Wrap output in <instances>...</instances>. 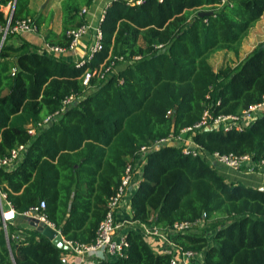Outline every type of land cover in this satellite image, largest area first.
I'll use <instances>...</instances> for the list:
<instances>
[{"label": "trees", "instance_id": "obj_1", "mask_svg": "<svg viewBox=\"0 0 264 264\" xmlns=\"http://www.w3.org/2000/svg\"><path fill=\"white\" fill-rule=\"evenodd\" d=\"M11 2L12 21L31 17L38 30L43 25L45 41L67 46L66 31L86 23L80 11L93 0H61L59 33L49 26L50 15L32 10L29 0H0V5ZM263 13L264 0H111L100 22L101 50L82 65L41 53L25 39L4 45L0 158L17 145L27 148L14 168L0 166V190L16 213L6 234L0 222V264H68L67 250L26 228L19 216L42 200V212L66 239L89 243L127 161L142 145L178 134L204 110L228 115L260 103L264 42L235 66L214 70L209 57L219 50L237 56ZM5 22L0 9V24ZM119 56L125 64L114 74L82 83L85 70ZM72 94L76 101L61 112L62 101ZM187 135L201 145V155L185 154L177 145L146 153L130 199L131 220L168 229L205 213L202 228L169 238L203 251L204 264H264V191L227 181L207 158L213 152L248 154L253 162L264 156V110L241 130ZM16 233L18 239L11 236ZM151 237L130 228L125 256L96 264H169L170 254L156 252Z\"/></svg>", "mask_w": 264, "mask_h": 264}, {"label": "built area", "instance_id": "obj_2", "mask_svg": "<svg viewBox=\"0 0 264 264\" xmlns=\"http://www.w3.org/2000/svg\"><path fill=\"white\" fill-rule=\"evenodd\" d=\"M130 3H140L142 0H129ZM2 5L0 9L3 10ZM14 2L6 5V22L0 24V49L6 44H18L23 39L21 36L24 34H36L39 32L36 23L31 17L20 18L12 21ZM89 6L81 8L80 14L85 16ZM105 9L99 18L97 25L92 26L86 21V23L70 28L66 31V36L70 38L67 46L52 44L44 40L42 47L37 49L41 53H45L50 56L61 57L67 52L73 50L79 43L80 39L90 32V41L87 46V53L82 59L77 61V65H82L86 60H89L94 53L101 50V31L100 22L103 19ZM139 56H134L133 59H138ZM124 61L122 56L111 60L106 65H100L99 68L93 70H85L82 76V83L87 85L91 77L107 78L114 74L117 62ZM15 67L11 69V73L14 74ZM75 95H69L62 101V107L60 111H64L70 104L76 101ZM264 110V95H262V101L257 104L250 105L248 108L243 109L240 113L217 115L213 116L208 110H204L201 118L192 126L185 127L180 130L178 134L170 133L164 137H161L147 145H142L139 150L133 155L126 163L119 183L114 190V193L108 198L106 203V212L104 217L99 222L96 229L94 239L89 243H80L73 240L66 239L56 226L47 220L42 209L45 206L44 201H40L38 205L31 207L24 213L26 216H34L42 223L50 226L60 234V238L64 245L68 246L67 252L75 255L83 260L85 257H95L100 260H114L116 258L125 256V249L128 245L127 231L130 228L139 230L145 236H154L158 238L165 246L169 254V264H200L199 252L187 249L176 243L169 238V233H179L188 230L198 229L204 225L206 214L203 213L201 217L194 220L176 221L168 229H162L160 227L151 225L146 226L142 223L131 220V206L130 199L138 187L139 182L142 179V168L145 162V155L148 151L160 148L164 145H177L182 147V151L185 154L192 156H198L202 154V147L191 137L187 135V132L193 130H222L228 131L230 129L241 130L248 126L256 116ZM50 117H46L43 123H46ZM28 133L30 135L35 134V127L29 126ZM27 144H20L12 148L9 153L0 158V166L7 168H14L23 158ZM207 158L214 164H219L227 168L239 171L245 169L248 171H256L264 175V156L258 161L253 162L251 156L248 154L236 155L233 153L220 154L213 152L208 155ZM243 166H246L243 168ZM127 209V213L130 214V219H123L121 216L122 210ZM16 218V213L11 204L6 200L5 193L0 190V222L1 228L7 233L6 229L9 223ZM29 226V225H28ZM13 238L18 239L19 233L12 234ZM204 264V261H203Z\"/></svg>", "mask_w": 264, "mask_h": 264}, {"label": "crops", "instance_id": "obj_3", "mask_svg": "<svg viewBox=\"0 0 264 264\" xmlns=\"http://www.w3.org/2000/svg\"><path fill=\"white\" fill-rule=\"evenodd\" d=\"M35 1L36 0H29V7L32 10L40 11V13H42L46 17H48L51 13H53V17H52V19H53L55 17V14H56L54 9L56 8L57 10H60L61 0H48L49 5H48V8L46 10L44 7H42L46 0H41L39 10L33 8V5H35ZM110 1L111 0H93V2L88 7V9L85 13V16H84L86 21L88 23H90V25H92V26L97 25L99 18L102 14V11L110 4ZM3 10H4V12H6V10H7L6 6L3 7ZM59 12H60V17H61V11H59ZM49 26L56 33H59L61 30V24H60L59 29L54 28L52 23H50ZM43 31H44V27H43V25H41L39 32H37L36 34H24L21 37L23 39L31 42L34 46H38L39 48H41L42 44L44 43ZM254 32H255V29H253V27H251V29L249 30V33L254 36ZM89 41H90V32H88L86 35H84L80 39L78 45L73 50L67 52L62 57L66 60H72V61L82 59L83 57H85V55L87 53V46L89 44ZM244 45L245 44L243 41V43L241 44L240 50H239L240 54L243 53ZM248 52H244V55L239 60H242ZM231 53H232L231 51H228L229 56ZM239 53H238V55H239ZM217 166H218L217 167L218 173L221 176H223L227 181H231V182L240 181L244 184L255 186L258 188L264 187V175L261 173H258L256 171H248L245 169L235 171L233 169L227 168V167L219 165V164H217ZM121 216L123 219H126V220L130 219V214L127 213V209L122 210ZM17 221L22 223L26 228L28 227V224L23 223L22 221H20V219H18ZM151 244H152V247L154 248V250L156 252L167 251L166 246L158 238H155L154 236L151 237ZM198 255L200 257L199 259L203 258V251H201ZM63 257H64V260L68 264H96L98 262V259H96L95 257H85L83 260H81L80 258H78L75 255L70 254L68 252L65 253L63 255ZM200 264H203V261L200 260Z\"/></svg>", "mask_w": 264, "mask_h": 264}, {"label": "rangeland", "instance_id": "obj_4", "mask_svg": "<svg viewBox=\"0 0 264 264\" xmlns=\"http://www.w3.org/2000/svg\"><path fill=\"white\" fill-rule=\"evenodd\" d=\"M40 2H41V0H36L35 5H33V8L39 10L40 9ZM48 5H49L48 0H46L42 7H44L46 10L48 8ZM54 10H55L56 14H55V17L53 19H52L53 13L50 14V18H49V16L48 17L45 16V17L49 18L48 21L50 23H52L54 28L59 29L60 24H61V17H60V12H59L60 10H57L56 8ZM36 12H40V11H36ZM252 27H253V29H255L254 36L249 33V30L251 29V28H249L244 39L242 40V43L244 41V44H245L242 54L239 53V55L234 56L232 54L233 53L232 52L229 56L227 50H219V51H215V52L210 54L209 62L212 65L214 70H217L218 68L223 67L224 65H227V64H230L231 66L237 65L241 61L239 59L244 55V52H248L249 50L251 51L255 46L264 42V13L260 17V19H258L254 23V25ZM124 64H125V61L117 62L116 67H115V71L118 68H120L121 66H123ZM207 225H208V222H207L206 226ZM200 228H202V226Z\"/></svg>", "mask_w": 264, "mask_h": 264}, {"label": "water", "instance_id": "obj_5", "mask_svg": "<svg viewBox=\"0 0 264 264\" xmlns=\"http://www.w3.org/2000/svg\"><path fill=\"white\" fill-rule=\"evenodd\" d=\"M198 14L200 16H203V15L207 14V12H199ZM50 123L51 122H49V124ZM169 145H172V144H169ZM259 189L264 191V187H260ZM19 219L23 223H27L30 227H34L39 233H41L42 235L47 237L52 242V244H54L57 248L64 249V250L68 249V246L63 244V242L60 238V234L56 230L51 228L50 226L42 223L36 217L26 216V215L22 214L19 216Z\"/></svg>", "mask_w": 264, "mask_h": 264}]
</instances>
